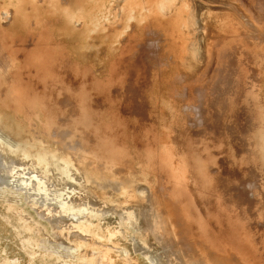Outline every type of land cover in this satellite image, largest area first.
I'll return each instance as SVG.
<instances>
[{
	"label": "bare ground",
	"instance_id": "1",
	"mask_svg": "<svg viewBox=\"0 0 264 264\" xmlns=\"http://www.w3.org/2000/svg\"><path fill=\"white\" fill-rule=\"evenodd\" d=\"M25 1L26 0H14L0 8V20H4L2 23L8 25L9 22L5 20L9 21L11 19L12 21L14 18H18V15L21 16L23 14L22 5ZM32 1L36 2L38 0ZM106 1H109L110 5L108 7L105 5ZM146 1H144V5H142L141 0H86L85 9L82 13L79 12L77 14L69 12L64 6H60L59 2L55 4L60 8L64 7L65 13H67L71 22L76 27L84 28L86 31L95 29L99 25L105 26L104 28L108 27L107 24L109 25L110 16L112 15V18L114 17L117 20L115 31L119 33L120 49L123 50L124 46L128 45L129 54H131V59L135 63V65L131 64L132 72L137 69L138 64H146L144 58L145 43L135 38L134 45L128 44L125 26L126 20L134 16L141 18L144 14H147L151 22L153 20L155 22H161L164 25V30L170 32L171 36L166 40H169L168 42H164L163 47L168 46L173 49L170 54L172 57L170 62L171 64H175L173 69L182 68V70L188 73L194 67L197 69L196 66H198V64L200 66L198 68L200 70L193 72L196 74L195 77L193 76L195 78L194 83H192V81H190V83L188 81L189 79H183L184 77L189 78L188 76L192 75L190 73L191 71L189 72L190 74L188 73V75H185L183 78H181V76L184 75L181 70H178L179 73H176L177 70L175 71V78L171 79L172 73L170 74V80L174 81L172 85L175 89L177 85L182 84L179 90H172L170 93L172 99L170 103L173 102L171 107L174 109L173 111L170 109L171 112L176 111L175 109L179 103L180 106L177 110L182 112L181 115L180 112H175L177 113V115L175 114L177 118L174 117L173 120V125L176 127L175 134L171 137L164 136L163 139L159 138L161 134L157 135V133L154 132V134H147V138H144L146 142L142 140L141 137H138L142 141H139L137 138L138 141L136 145H140V147H135L136 152L134 151V155H132V153H134L133 151L130 154L128 152L129 150H127V144H125L123 139L125 135L121 137L119 135L118 139L114 138V134L111 130L112 126H110L108 122H104L103 119L105 117L103 118L102 116V111L111 110L112 105L115 103L114 101L117 100V97L115 98L111 96V94L116 91L115 93L120 96L119 93H121L120 90H122V88H129V85H127V83H129L128 80L124 79L125 81L121 82L123 78L121 77L120 79L118 77L119 80L115 81L118 79L116 78V72L114 75L115 78H112L113 75L110 77L114 79V82H116L115 85H117V89L112 92L111 88L113 87H111V83L109 84L108 79L107 82L111 88L108 85L103 86L101 84L102 80H105V78L101 81L97 79L100 81L98 82L96 78H81L79 75L75 74L76 72L64 73L63 75L65 77L63 75L60 76L61 69H63L65 65L68 66L66 70L67 68L69 70L70 67V69H73V64L67 56L63 55V57L59 59L61 62L59 64H54L53 60L47 61L45 58L39 64L41 67L44 65V71L38 70L35 71L34 74L40 81H35V84H40L41 87L35 90L34 86L33 91L28 93V96L18 95L20 91H15V88L12 87L13 83L10 84V86L9 83H5L6 86H8L5 87L4 82H0V107L8 111L12 110L14 113L13 116L18 121H22V119L19 118L18 113L20 112L17 113V111L22 109L23 118L31 124L30 126L35 127L36 121H38V125H40V128H38L39 130L34 128L35 130L32 137H17L12 130V121H8L0 114V172H4L9 178H12L11 180H13L14 183L11 182L16 187H20L23 192L36 191L41 194L43 193L42 195H44L43 197H45L46 200L44 202L42 201V204L39 202L40 207L41 205L47 206L46 210L49 212L50 210L56 211L53 210V208L55 209L56 207L49 204L55 201H57L61 212L69 211L70 209L63 200V197L71 195L80 197L83 193L84 195L89 194L86 196L87 198L89 197V199H85L84 196V199L80 198L79 201L77 198L80 204L77 203L83 210L94 208L98 204L100 207L103 203L106 206L112 207L111 209L118 208V210H124L125 213L122 212V215L124 214L123 216H126L125 219L129 227L133 226L140 232L142 237L140 239H138L139 236L137 237L142 247L140 248L146 250L145 256H147L151 264H260V262L263 261L262 257L261 261L259 260L260 256L263 255L264 257V248L260 245H263L264 241L262 240L264 239H259L258 230L248 229L242 218H240V216H243L245 220L251 219L249 211L250 206L245 205V209H243L240 200L235 202L228 201L222 205L221 197L218 194V180L213 179L205 171V163L211 161L208 157L211 154L208 155V153H205L207 147H205V110L207 111V109H205V95L209 97L215 92L213 90L215 88H209V86H206L207 89L205 88V85H207L205 84V74L207 73L214 76V78H216L214 80L215 82L218 81L217 76L220 72L224 71L227 74L232 73L233 69H230L228 66L227 59L235 58L234 64L238 63L239 73L237 72V74H239L238 77L241 78L240 81L239 79L237 80L236 84L240 83L241 85L239 87L240 89L238 88L239 90H237L236 96L232 95L234 96L233 98L231 96V98L226 99L227 107H231L230 105L236 101V105H240L242 108L244 96L245 99L250 97L251 103H248L251 105L250 107L245 106L248 104L244 105L249 109V116H247L246 119L243 117L244 123L242 122V118H240V124L238 125L243 123L241 126L244 127L241 129L242 131H240V134L238 131L239 136H236V139L233 140L235 150L238 152H235L238 162L233 161L232 163L236 168L233 167L226 170L228 175L225 179L224 187L226 188L225 193H227L229 192V188L232 190L236 181L239 183H244V181L247 182L249 185L247 192L252 193L257 200L254 208L257 206L260 207L257 208L256 211L258 215L262 216L261 219L264 220V181H262L264 178V64L262 62L258 63L256 57L250 53L249 58H243L242 52L239 50V46L242 47L244 51L251 48L249 49L250 52L251 50L254 53L262 52V56H259V54L257 55L264 58V18L261 16L264 12V3L262 2L259 4V7H253L247 3L250 0H227L228 2H222L221 0ZM260 1L264 0H259V2ZM126 16L127 19L125 20ZM229 16L231 19L228 18ZM224 21L233 26V28L231 26L230 30L231 36L237 34V37L239 36L241 38H238L239 40L236 38L238 44H236L235 41L234 44L231 42L232 44L227 46L228 39L227 37L223 38L222 33V30L226 28ZM232 30L237 33L232 34ZM208 37L213 38L214 41L209 43L208 40H205V38L208 39ZM31 41L32 48L24 49L22 54L13 51V54H10L6 60L8 64L1 63V60L4 61L5 56L1 52V49L4 47L0 45V80H6L5 78H12L15 81L24 80L25 77L19 79L20 72L18 73L16 70L13 71V69L16 68V61L22 59L23 56L26 57L28 54L31 55L33 50H42L43 48H41V46L34 47L36 44L39 45L43 43L40 38L34 39V41L31 39ZM205 41H207V49H205ZM224 47H226V50L223 51ZM160 50L163 51V48L159 46L156 52H159L161 58H166L160 53ZM48 51H50V49H48ZM244 53L248 54L247 50ZM19 54H21V56ZM253 56L255 59H253ZM58 58L55 60L59 61ZM166 59L169 60L170 58ZM243 59H245L246 72L248 73L242 72L241 64ZM246 60L251 61L249 63ZM247 62L249 64H247ZM60 64L64 66L61 68ZM115 64L116 67L113 66V68H117V70L119 68H125L122 53ZM75 65L78 66L76 63ZM46 69L50 71V75L53 74V76L44 74ZM75 69H77V67L74 68L73 71H75ZM87 70L88 69L84 71L85 74L88 72ZM90 70V73L88 72L89 74L92 73ZM56 75L60 77L58 76L59 78H57ZM228 77L226 78L229 79ZM112 79L109 80L112 81ZM133 80H136L135 75ZM228 83H225L224 88L227 87L226 85H228ZM145 84L147 85L148 82H145ZM113 85L114 83L112 86ZM136 85L130 87V89H132L130 92L134 89V93H136V90L138 91L139 88L137 87L136 89ZM216 85L214 86L216 87ZM237 86L238 84L235 87ZM217 87H219V85ZM141 90H143V88H141ZM145 90L146 89L143 90L144 92L141 91V94L145 93ZM218 91L216 95H222V93H224V91L221 93H219L221 90ZM234 92L236 91L234 90ZM43 93L45 94L42 95ZM11 94H14V96H11ZM148 96L151 95L148 94ZM220 99L221 98L218 100L221 102L223 99ZM245 101L247 103V100ZM117 102L119 101L117 100ZM210 102L212 101L210 100ZM222 102L224 103L225 101ZM125 103V108L123 107L124 109H122L118 107V109L120 108L119 110L117 109L118 104H116V111H119V114L116 113L118 116L122 115L120 118L125 117V113L132 115L136 114L133 110L139 107L138 103V107H134V105H129L127 107L126 105L128 104L125 105ZM120 104L121 103H119V105ZM134 104L136 105V103ZM142 104L140 106H143ZM144 104H148L147 101ZM150 104L149 102L148 105L150 106ZM133 107L136 109H133ZM146 107L143 106L144 109ZM143 108H140L143 111L137 109L139 113L142 112L144 114H142V118L148 114ZM220 108L219 112L221 114L223 112L226 113L223 109L222 112ZM215 109L216 108H214V110ZM246 109L245 111H247ZM212 110L213 109L210 111ZM214 110L212 114L216 112L215 115H219L217 110ZM136 115L135 117L139 119ZM241 115L242 113L240 116ZM118 116L115 115L116 119H120ZM127 116L125 117V121L126 118H128ZM129 116L132 117L131 115ZM178 116L182 117H180L182 121H177ZM150 117L146 118L145 121L149 120ZM223 117L225 118L226 115ZM130 119L127 121L129 124L131 123ZM216 119L217 118L214 119L215 122L213 123L211 118V122L215 126L218 121L221 122V120H218L219 116L217 121ZM123 120L124 119L121 118V121ZM152 120L153 119H151V121ZM142 121H144V119L141 120V122ZM131 124H134V122ZM117 125L115 124V126ZM122 125L124 124L122 123ZM130 125L129 129L126 128L127 130H130ZM156 125L158 126V123ZM118 128L115 129L118 130ZM131 128L136 129L134 126ZM240 128L241 127H239V129ZM217 129H219L220 132L222 131L220 128ZM230 129H228V131ZM16 131L18 132V130ZM139 131L140 130H138V134H140ZM30 132L31 131H29V133ZM135 132L134 134L137 133ZM220 132H218L217 138L221 136L222 133ZM161 133H163V131ZM223 134L222 136H224ZM135 137L137 136L134 135V138ZM135 141L136 140H134V142ZM219 150L221 153L222 149ZM224 152L226 153L225 150ZM205 155L207 156L206 158ZM135 157L136 159L140 157L142 161H144L142 167H140L141 164L137 163L138 161H134ZM227 159L229 158L226 157V160ZM205 160L207 161L205 162ZM135 162L137 166L139 164L140 168L135 166ZM247 165L251 166L253 169H248L246 167ZM2 179L0 182H3ZM5 185L7 188V184ZM99 196L102 199L99 198ZM94 197H96L97 200L100 199L103 203H97L98 201L93 199ZM90 198L93 200L90 201ZM31 199L32 198H30V200ZM36 199L38 198L36 197ZM36 199L35 203H38ZM69 201L72 200L70 199ZM73 203L75 202L73 201ZM45 206H42V208ZM107 208L108 207L105 209ZM106 211L104 212L106 213ZM109 211L112 213L111 210ZM43 212L45 213V211ZM52 215L55 214L52 213L51 216ZM69 222L70 221H68L67 225H69L68 227L70 228L72 225L69 224ZM73 223L75 222H72V224ZM216 223H220L222 226L220 224L216 225ZM60 226L64 228L65 225L62 223ZM104 228L106 227L104 226ZM59 230H61V228ZM65 234V236L68 235L67 233ZM257 238L259 239L258 241ZM87 240L88 239H86L85 242H87ZM99 243V245L104 244H101V242ZM108 249L105 251H108ZM112 250L116 251L117 249L115 250V248H112ZM120 250L118 249V251ZM85 254L81 256L85 257ZM92 254L95 255L96 253L93 252ZM97 255L93 257H97ZM105 255L108 256V254ZM99 256L100 255H98V257ZM106 256L104 259H107ZM86 257H88V255ZM101 257L103 256L101 255ZM97 259H93L94 264H98L100 258L99 260ZM104 259L103 261H105ZM125 261L127 260L125 259ZM89 262H92L91 258ZM101 264L105 263L102 262Z\"/></svg>",
	"mask_w": 264,
	"mask_h": 264
},
{
	"label": "rangeland",
	"instance_id": "2",
	"mask_svg": "<svg viewBox=\"0 0 264 264\" xmlns=\"http://www.w3.org/2000/svg\"><path fill=\"white\" fill-rule=\"evenodd\" d=\"M13 1L14 0H0V8H2L3 6H6L8 2L10 3ZM144 1H146V0H144ZM144 1L141 0L142 5H144ZM221 1L225 2L227 0H221ZM56 2H59L60 6H64L65 8H67V10L69 12L77 14L79 12L82 13V11L85 9L86 0H56V1L55 0H38L36 2H33L32 0H26L24 2V4L22 5L23 14L21 16L18 15V18H14L12 21H11V19L9 21L5 20V21L9 22L8 25L2 23V21H4V20H0V45H3V47H4L3 49H1V52L5 56L4 61L1 60L2 64H8V62L6 60L10 54H13V51L14 52L17 51V52H20L22 54L24 49H27V48L31 49L32 48L31 39H33V41H34V39L40 38L41 41L43 42L42 44H39V45L36 44L34 46V47L41 46V48L43 47L42 50H40V49L39 50L38 49L33 50L31 55L28 54L26 57L23 56L22 59H18L16 61V64H15L16 68H14L13 71L16 70V72H18V73L20 72L19 79H22L25 77L24 80L15 81L12 78H5L6 80L1 79L0 82H4L5 87H8V86H6V84L9 83V86H10V84L13 83L12 87L15 88V91H20V93H21V94L19 93L18 95L28 96L29 95L28 93H31L33 91L34 86H35V88H34L35 90L39 89L41 87L40 84H35V81L36 82H40V81L38 78H36L34 76V74H35V71L44 69V65L42 67L39 66V64L43 61V59L46 58L47 61L53 60L54 64H56V63L59 64V63H61L59 59L61 57H63V55H65L69 58L70 62H72L73 69H70L71 68L70 67L69 70H68V68L66 70V67H68V66H66V65L64 66V65L60 64L61 68H62V66H64L63 69L60 68L61 69L60 76L63 75L64 73L67 74V73H75L76 72L75 74L79 75L81 78H86V79L96 78V80L99 79L100 81L103 78H105V80H102V82H104V83L101 82V84L103 86L108 85L109 87L111 85V87H113V88L110 87L112 92H114V90L117 89V85H115L116 82H114V79H112V78H115L114 75L116 74V72H117L116 78H118V77L120 79H121V77L123 78V79H121V82H124L125 81L124 79L128 80L129 83H127V85H129L128 86L129 88H126L127 90L125 88H122V90L119 89L121 91V93H119L120 96L115 93L116 91L113 94H111V96H113L115 98L117 97V100L119 102H117V100H115L114 105H112V109L111 110L108 109L105 112L103 110L102 116H103V118L105 117L103 119V121L106 123L108 122V124L110 126H112L111 130L114 134L113 135L114 138L118 139L119 135H120V137L122 135H125V137L123 139H124L125 144H127V150H129L128 152L130 154L132 153V151L136 152L135 147H140V145H136L138 139L141 137V139L145 141L146 139H144V138H147V134H151V133L154 134V132H156L157 135L161 134L162 137L159 135V138H163V139H164V136H169V137L173 136L175 134V130H176V127L173 125L174 124L173 123L174 117L177 118V116H176L177 113H175V112L176 111L180 112V115L182 114V112L177 110V108L180 106V103L177 104V108L175 109L176 111L171 112L170 109H172V111L174 109L171 107L173 102L170 103V101H172L170 93L172 90H179L180 87H182L181 86L182 84L177 85V87L175 89L174 86L172 85V83H174V81L170 80V74L172 73L171 79L175 78L176 73H179L178 70H181V72H183L182 74H184L181 76V78H183L185 75L187 76L188 73L191 71L190 73L192 75L188 76L189 78L184 77L183 79L184 80L189 79L188 80L189 82L192 81V83H194V81H195L194 77L196 76V74L193 72H196V70L197 71L200 70V69H198L200 67L199 64L197 63L198 64V66H196L197 69H195V67H194L188 73L185 72V70H182V68L181 69L177 68L176 69L177 71H176L175 69H173L175 67V64H173V63L171 64V62H170V60L172 59L170 54L172 53L173 49L168 47V46L163 47L164 42H168L169 40L168 41H166V40L169 39V37L171 36L170 32H168L167 30H164V25L161 22H155L152 20V22L154 23L153 24L150 21L151 19L149 18V16L147 14H144V16L141 18L134 16V17H129L127 19V16H126L125 20L126 19L127 20L125 22V26H126V36H127L128 44L134 45L135 38L138 41H142L145 43L144 58H145L146 64L145 65H143V64L139 65L138 64L137 69H135L132 72L131 64L135 65V63L131 59V54H129L128 45H125L123 50L120 49L121 47H120L119 38H118L119 33L117 31H115V26L117 24V20L114 17L112 18V15L110 16L109 25L107 24L108 27L104 28L105 26L99 25L95 29H92L90 31H86L84 28L76 27L71 22L67 13H65L64 7L63 8L58 7L55 4ZM249 2H247V3L252 5L253 7H259V4H261L262 2L264 3V1L259 2V0H257V1L256 0H250ZM105 5H106V7H108L110 5L109 1H106ZM223 8H225V7H223ZM223 11H225V10H223ZM261 16L264 18V12ZM228 18L231 19L230 16ZM225 21H224V24H226V28L224 27L225 30H222V33H223V38L227 37V39H228V45L227 46H230L232 43L234 44L235 41H236V44H238L237 41L239 40L238 38H240V37L239 36L237 37V34H233V33H237V32H233V30H232L233 36H231L230 30H231L232 24L229 25V24L225 23ZM232 28H233V26H232ZM227 30L230 32H228ZM225 31H227V32H225ZM228 36H229V38H228ZM205 40H208L209 43L214 41L213 38H209V37H208V39L205 38ZM226 42H227V40H226ZM4 44H5V46H4ZM202 44H203V42H202ZM206 45H207V41H205V49H207V46H208V45L207 46ZM159 46L161 48H163V51L160 50V53H162L164 55V57L170 58L169 60L166 58H161L159 52L158 51L156 52V49H158ZM48 49H50V51H48ZM249 49H251V48H249ZM249 49H246L248 52V54H247V53H244L246 50L244 51L242 49V47L239 46V50L242 52L241 54H242L243 58H245V57L249 58L250 54H253L256 57V61L258 60V63L262 62L264 64V58L259 57V56L263 55L262 52L261 53H254V52H252V50L250 52ZM224 50H226V47H224L223 51ZM154 51H155V53H154ZM121 53H122L123 63L125 64V66H124L125 68L124 69L119 68L117 70V68H113V66L116 67L115 63L120 58ZM21 54H19V55L21 56ZM47 54H49V55H47ZM243 54H245V55H243ZM257 54H259V56ZM254 56H253V59H255ZM57 58L59 61L55 60ZM261 58H263V59H261ZM229 60L228 59L226 60V61H228V66L230 67V69L231 68L233 69L231 74L228 73L230 75H228L224 71L220 72L219 73L220 75L218 74V76H217L218 81L214 82V80L216 79V78H214V76H212L211 74H207V73L205 74V84H207V85H205V88L207 89L206 86H209V88L210 87L215 88V89H213L215 92L214 93L212 92L213 93L212 96L210 95L209 97H207V95H205V109H207V111L205 110V147L206 146L208 147V149L206 147L205 153H208V155L211 154L210 156H208L211 161L208 163H205V167H206L205 171L213 179L218 180V189H219L218 194L221 197L222 205L228 201H234L235 202L237 200H240L242 203L243 209H245V205L250 206V209H249L250 215H251L250 220H245V219H243V216L242 217L240 215L239 216H240V218H242L243 222L245 223V225L247 226L248 229H251V230L257 229L258 234H259V239H262V238L264 239V220L261 219L262 216L258 215L257 211H256V209L260 208V207L257 206L256 208H254V205H255L257 200L255 199L254 195H252V193L247 192V190L249 188L248 187L249 185L247 184V182L244 181V183H239L236 181V184L232 187V190L229 188L228 189L229 192L225 193L226 188L224 187V184H225V179L228 175V172L226 170L228 168L235 167V165L232 164L233 161L238 162L237 154L235 153L237 151L235 150V147H234L235 145L233 144V140L236 139V136H239L240 131H242L241 129H243V127H244V126H241L244 123L243 120L246 119L247 116H249V109H248V107H245V106L250 107V105H251L248 103L251 100L250 97L245 99V96H244V98H243L244 102H242L244 104L242 105V108L240 107V105H236V101L233 102V104H231V105L229 104L231 107H227L226 99L231 98L232 95L236 96L237 90L240 89L239 87L241 85L240 83H237L238 86L235 87L237 85L236 84L237 80L239 79V81H240V78H241V77H238L239 74H237L238 63L234 64L235 58H230ZM246 61H248L250 63L251 60H246ZM248 62H247V64H249ZM75 63L78 66H76ZM245 65H246L245 59H243L242 64H241L242 72H246ZM252 66H253V63H252ZM76 67H77L78 71H77V69H75V71H73L74 68H76ZM85 68L88 69L87 70L88 72L91 69L90 71L92 72L91 74L93 76L91 74H89L90 72L89 73L86 72V74H85V72H84L86 70ZM25 71H27V72H25ZM82 71L84 72V74ZM175 71H176V73H175ZM31 73H33V74H31ZM221 73H222V75H221ZM246 73H248V72H246ZM44 74H47V76H48V75H50V71H48L46 69ZM95 74H96V76H95ZM105 74H108V75H105ZM234 74H236V75H234ZM51 75L53 76V74H51ZM134 75L136 76V80H133ZM5 76H7V75H5ZM58 76L56 75L57 78L60 77V76L59 77ZM111 76H112V78H110ZM191 76L192 77L194 76V77L192 78ZM226 77H228L229 79H227ZM232 77L234 78V81H235L234 83H233ZM119 78L116 79L115 81H118ZM107 79L109 81V84L111 83L110 85L108 84ZM109 79L110 80L112 79V81H110ZM225 79H227V80H225ZM99 80H97V81L100 82ZM144 81L148 82V84L146 85ZM226 81H228L229 83ZM224 82L228 83V85H226L227 87H225V88H224V85H225ZM113 83H114V85L112 86ZM135 83L138 85H136ZM216 84H218L219 87H217L218 85H216ZM134 85H136V89H137V87L140 89V90L138 89V91L136 90V93L133 92V91H135V89L130 92V90H132V89H130V87H133ZM214 85H216V87ZM139 86H141V87H139ZM123 87H126V86H123ZM141 88H143V90L146 89L145 90L146 94L145 93L141 94V91H143V90H141ZM147 90H149L150 93ZM218 90L219 91L221 90V91L219 92ZM234 90L236 92H234ZM217 91L219 93L224 91V93H222V95H220L219 93H218L219 95H216ZM139 92H140V94H139ZM147 92L151 96H148ZM207 92H208V90H207ZM44 94L45 93H43L42 95H44ZM134 94H136L137 96ZM141 95H145L146 97L141 96ZM11 96H14V94H11ZM217 96H219V97H217ZM234 96H232V98ZM213 97H215V98L217 97V98L215 99ZM219 98L223 99L222 101H225V102L224 103L222 101L220 102L218 100ZM123 99H124V101H123ZM130 99H132L133 101ZM169 99H171V100H169ZM207 99H209V100H207ZM213 99L215 102L213 101ZM244 99L247 100V103ZM210 100L212 102H210ZM216 100H218V101H216ZM125 101H126V103H125ZM146 101L148 104H149V102L151 103L150 106L148 104H144V103H146ZM208 102H210V103H208ZM119 103H121V104L119 105ZM124 103H125V105L128 104V105H126L127 107L129 105H131V106L134 105V107L135 106L138 107V105H139V107L141 109L143 108V106H145V107L147 106L145 109L144 108L143 109L148 112V114H147L148 116L146 115L147 117L145 116L142 118V116L144 114L142 112L139 113V111L137 110L140 108L138 107L136 109L133 107V109H136L133 111H135L136 114H138V115H136V114L132 115V114L125 113L126 114L125 117L128 115L127 116L128 118H126V121H125V117H121L124 119L123 121H121L120 116H122V115L118 116L119 111H116V110L118 109V107H121L122 109H124L125 108ZM134 103H136V105ZM137 103H138V105H137ZM140 103L141 104L143 103L142 104L143 106H140L141 105ZM116 104H118L117 109H116ZM213 104H214V106H213ZM245 104H248V105H245ZM121 105H123V106H121ZM219 105L221 106V108ZM152 106L154 109L152 108ZM150 107H151V110H150ZM235 107H237V108H235ZM214 108H216L215 110H217V113L219 115H215L216 112L214 114H212ZM219 108L221 109V111H222V109L224 111H226V113L222 111L223 113L221 114L219 112L220 111ZM228 108H229V110H228ZM244 108L245 109L247 108L246 110L248 111V113H247V111H245ZM141 109H140V111H143ZM208 109H209V111H208ZM211 109H213V110L210 111ZM113 110H115V111H113ZM18 112H20V113H18ZM153 112L155 115L153 114ZM17 113H18L19 118L22 119V121L21 120L18 121L15 119V117L13 116L14 113L12 112V110L8 111V110L0 107V114L5 119H7L8 121H10V122L12 121L11 126L13 128L12 130L15 132L14 133L15 136H17V137L18 136H20V137L24 136L25 138L32 137L34 130L35 129L39 130L38 128H40V125H38L39 122L38 121L35 122L36 123L35 127L30 126L31 124H29L28 121L23 118L24 117L23 110L19 109L17 111ZM109 113H110V115H109ZM170 113H173V114H170ZM241 113L243 116L242 115L240 116ZM115 115H117L120 119H116ZM129 115H131L132 117H130ZM135 115L138 116L139 119L137 117H135ZM139 115L141 116V118ZM151 115L154 117H152ZM210 115L211 116L213 115V116L211 117ZM225 115H226V117L224 118L223 116H225ZM169 116H170V118H169ZM208 116H210V117H208ZM218 116H219V119H218ZM148 117H150V119H149L150 121L149 120L145 121L146 118H148ZM180 117L181 116H178L177 121H180V120L182 121V119H181L182 117L181 118ZM214 117L217 118L218 120H221V122H219V121L217 122L218 126L217 125L215 126L211 122V118H212L213 123L215 122ZM243 117H244V119H243ZM240 118H242L243 123H241V125H238V124H240ZM129 119H130V122L131 123L134 122V124L130 123L131 124L130 125L127 122V121H129ZM140 119L141 120L144 119L145 123H144V121H142L143 122L142 123ZM151 119H153V120L151 121ZM217 119H216V121H217ZM112 120H113V123H112ZM116 120H117V122H116ZM154 120H155V122L158 123V126L156 125L157 123H155ZM228 120H229V123H228ZM19 123H21V124H19ZM117 123H118V125H117ZM122 123L124 125H122ZM230 123H231V125H230ZM115 124L118 127L119 126L120 127L118 128L117 126H115ZM145 124H146V126H149L150 128L146 127ZM219 124H220V127H219ZM129 125H130V130H127V129H129ZM133 126L136 127V129L131 128ZM156 126H157V128H156ZM231 126H232V128H231ZM214 127L216 130L214 129ZM216 127L220 128L222 131L220 132V130L217 129ZM239 127H241V128L239 129ZM115 128H118V130H116ZM226 128H227V130H226ZM23 129H25V130H23ZM147 129H148V131H147ZM228 129H230L229 131L231 133L228 131ZM16 130H18V132ZM138 130H140L139 131L140 134H138ZM232 130H233V132H232ZM21 131H23L24 134ZM29 131H31L32 133L31 132L29 133ZM120 131L121 132L124 131V132L121 133ZM128 131H130V132H128ZM159 131H160V133H159ZM162 131H163V133H161ZM168 131H170V132H168ZM238 131H239V134H238ZM134 132L136 134H134ZM218 132H220L222 134L224 132V134H223L224 136H222V134H221V136H220L221 138L218 137L219 138L218 139L217 138ZM123 133H125V134H123ZM132 134H134L137 137L134 138V135H132ZM131 136H133V137H131ZM141 139H139V141H142ZM134 140H136V141L134 142ZM221 142L224 145H222ZM128 146H129V148H128ZM131 149H134V150H131ZM219 149H222L221 153H220ZM209 150H210V152H209ZM218 150H219V153H218ZM224 150L226 151V153L224 152ZM135 152L132 153V155H134ZM206 157L207 156L205 155V158ZM226 157L229 159L226 160ZM137 159L135 157L134 161H138L137 163L141 164L140 167H142L144 165L143 164L144 161H142V159L140 157H137ZM206 161L207 160H205V162ZM139 164L137 166V164L135 162L136 167H139ZM246 167L248 169H253L249 165H247ZM0 170H1V167H0ZM134 174H136V173H134ZM1 179L3 182H0L1 183L0 188L2 187L3 189L2 188L0 189V264H75V263L76 264H94L93 261L96 260L97 258H98L97 260H99V258H100L98 264H101L102 262H104L105 264H111V263L112 264H127V263L128 264H151L150 261L147 259V256H145L146 250L144 248L141 249L142 247L140 246V244L138 242V239H140L142 236H141L140 232L137 231V229L135 227H133L131 225H130L131 227H129V224L126 222L127 220L125 219L126 216H123L124 214L122 215V212L125 213L124 210H121V209L118 210V208L117 209H115V208L111 209L112 207L106 206L103 202L100 201V199L97 200L96 197H94L93 199H96L98 201V202L96 201L97 203H100V202L103 203V204L100 203L101 206H103V207H101V206L99 207V204H98L94 208H91L88 210H83L79 205L80 204L79 199L80 198L86 199L87 198L86 196L89 195V194L84 195V193H83L80 195V197H77V195H71V196H64L63 197V200L67 203V206L70 209L69 211L61 212L59 210V205L57 204V201H55V202H51L49 204H52L53 207H56L58 209H56V208L54 209L52 207L53 210H56V211L50 210V212H49L46 210L47 206L41 205V207H40V203L42 201L44 202L46 200L45 197H43L44 195H42L43 193L41 194V193H38L36 191H28L27 193H26V191L23 192V190L20 189V187H16L13 184L14 181L11 180L12 178H9L8 175L4 174V172H0V181H1ZM262 181H264V178L262 179ZM4 182H5V184H7V186L9 188L5 187L6 185L4 184ZM10 185H11V187H10ZM76 193H77V191H76ZM37 195H39V196H37ZM36 197L38 199H36ZM30 198H32L34 200L31 199L32 200L31 201ZM77 198L79 201L77 200ZM99 198H101V197L99 196ZM35 199L38 200V201H36L38 203H35ZM70 199L72 201H69ZM87 199H89V197ZM93 199H91L90 201H92ZM73 201L75 203H73ZM53 204H55V205H53ZM75 205H77V206H75ZM42 206H45V207L42 208ZM106 207H108L107 208L108 210L105 209ZM37 209H41L42 211L37 210ZM94 209H95V211H94ZM96 210H97V212H96ZM109 210H111L112 213ZM116 210H118V211H116ZM43 211H45V213ZM104 211H106V213ZM38 212H39V214H38ZM101 212H104V213H101ZM108 212H110V213H108ZM52 213L55 215L51 216ZM60 216H63V217H60ZM68 216H69V218H68ZM62 218H64V219H62ZM122 218H124V219H122ZM57 221H58V223H57ZM68 221H70L69 224L72 225V226H70V228L68 227L69 225H67ZM92 221H93V223H92ZM59 222L61 224L63 223V225H65L64 228H63V226L62 227L60 226L61 224ZM72 222H75V223L72 224ZM218 224H220V223H216V225H218ZM104 226L106 228H104ZM113 226H116V227H113ZM56 227H57V229H58V227H59V229L61 228V230L58 229L59 230L58 231L56 229ZM71 227H73L75 229H73ZM65 228H66V230L68 228V230L66 231ZM72 229H73V232H72ZM243 232H242V234H243ZM65 233H67L68 235L65 236L66 235ZM81 234L83 236L84 235L85 236L83 237ZM77 235H79V236H77ZM62 236H63V238H62ZM117 236H118V238H117ZM137 237H138V239H137ZM83 239H84V241H83ZM86 239H88V240L91 239V240H89V241L87 240V242H85ZM92 239L95 242H93ZM259 239L257 238V241ZM262 241H264V240H262ZM99 242H101V244L102 243H104V244L99 245L100 244ZM113 242H115V243H113ZM76 245H78V246H76ZM110 245H112L113 247ZM106 246H107V248H106ZM260 246L264 248V243H263V245H260ZM112 248L113 249L115 248V250L116 249L117 250L114 251V250H112ZM103 249H104V251H103ZM107 249H108V251H105ZM118 249L119 250L121 249L122 251L121 250L118 251ZM141 250H143V251H141ZM81 251H83V252H81ZM86 251H88V252H86ZM111 251H112V253H111ZM89 252H91V253H89ZM93 252L96 254L95 255L92 254ZM104 253L108 254V256H106ZM83 254H85L84 255L85 257L81 256ZM97 254L100 256L98 257ZM87 255H88V257H86ZM96 255H97V257H93ZM101 255L103 257H101ZM76 256H77V258H76ZM105 256L107 257V259H104ZM261 257H262L263 261H261ZM90 258H91L92 262H89ZM67 259H68V261H67ZM103 259L105 261H103ZM125 259L129 262L125 261ZM259 260L261 261L260 264H264L263 263L264 262L263 255L260 256Z\"/></svg>",
	"mask_w": 264,
	"mask_h": 264
}]
</instances>
